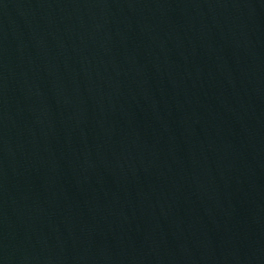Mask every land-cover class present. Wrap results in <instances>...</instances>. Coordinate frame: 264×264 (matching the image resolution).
I'll use <instances>...</instances> for the list:
<instances>
[{"label": "water", "instance_id": "1", "mask_svg": "<svg viewBox=\"0 0 264 264\" xmlns=\"http://www.w3.org/2000/svg\"><path fill=\"white\" fill-rule=\"evenodd\" d=\"M217 264H264V0H211Z\"/></svg>", "mask_w": 264, "mask_h": 264}]
</instances>
